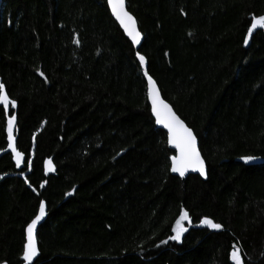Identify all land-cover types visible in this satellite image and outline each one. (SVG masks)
I'll return each instance as SVG.
<instances>
[{"label": "trees", "instance_id": "1", "mask_svg": "<svg viewBox=\"0 0 264 264\" xmlns=\"http://www.w3.org/2000/svg\"><path fill=\"white\" fill-rule=\"evenodd\" d=\"M127 3L148 75L199 139L208 178L170 171L175 152L107 0H3L0 83L16 108L0 104V151L15 112L25 155H0V264L23 263L41 200L34 264H234V244L242 264H264V29L244 43L264 0ZM181 208L222 227L183 221L170 240Z\"/></svg>", "mask_w": 264, "mask_h": 264}, {"label": "snow or ice", "instance_id": "2", "mask_svg": "<svg viewBox=\"0 0 264 264\" xmlns=\"http://www.w3.org/2000/svg\"><path fill=\"white\" fill-rule=\"evenodd\" d=\"M108 6L111 8L112 14L115 16L116 20L119 21L121 27L128 37L131 38L132 44L136 45L140 42V32L137 31L136 21L129 12L125 10V0H108ZM257 27L264 29V15H253L251 17V25L247 29L248 35L244 38V43H248L249 35L253 33L254 29ZM139 58L141 67L145 65V57L139 52L136 53ZM43 75V73H41ZM144 75L148 80L147 95L151 102V111L155 117L157 124L163 125L167 129L168 139L167 143L173 145L176 150V154L171 156L169 159L171 161L170 171L173 173H179L181 177L184 176L185 172L189 169L198 170L201 176L205 175V164L201 159L200 153L197 151L196 147V135L193 130L189 128L183 120H181L172 108L165 103L164 100L160 98V94L156 89L155 82L152 77L148 75L145 71ZM0 104H3L4 110L8 111L9 106L11 109L16 108V100H10L5 92L4 84L0 83ZM15 112L7 119V134H8V148L11 149L13 154V159L16 161L17 166H19L24 158V152L18 151L14 144L13 129H14ZM241 159L245 162H251L255 159L252 156H244ZM45 171L53 169L51 160L47 159L44 162ZM23 175V173H21ZM28 182L27 180L25 181ZM43 186V185H41ZM70 193H65L69 195ZM45 215V202L41 200L39 202L38 214L26 225V242L23 245V260L28 262V264H33V258L38 256V241L35 236V230L37 228L38 222L41 221L42 217ZM189 219L188 212L183 208L180 210V215L176 218L173 225L172 231L174 235L170 236V240H175L179 242L181 240L182 234L186 231L183 227V221ZM201 225H207L212 229H220L222 225L213 222L211 219L205 217L200 220ZM161 244L166 243V241H160ZM230 259L234 261V264H242L241 255L239 254V248L236 244L233 245V251L231 252Z\"/></svg>", "mask_w": 264, "mask_h": 264}, {"label": "water", "instance_id": "3", "mask_svg": "<svg viewBox=\"0 0 264 264\" xmlns=\"http://www.w3.org/2000/svg\"><path fill=\"white\" fill-rule=\"evenodd\" d=\"M2 1H3V0H0V6H1ZM107 3H108V0H107ZM109 9H110V11H111V8H110V7H109ZM125 10H126L127 12H129V14L132 15V17H133L134 20L136 21V28H137V31H139L140 34H141V36H140V42H139L138 44H136V45H133L134 48H135V50H136L137 52H139V51H140V48H141V46H142V44H143V41H144V36H143V33H142L141 30H140V27H139V23H138L137 18H136V17L134 16V14H132V13L129 11V9H128V3H127V0H125ZM111 14H112V11H111ZM112 16H113L114 19L116 20V18H115V16H114L113 14H112ZM116 22H117V23L119 24V26L121 27L119 21L116 20ZM121 29H122L123 32H124V29H123L122 27H121ZM259 29H261V28L257 27V29H254L253 33L249 35V38H251V37L254 35V33H255L256 31H258ZM124 33H125V32H124ZM125 35L127 36L126 33H125ZM127 38L131 41V38H130V37L127 36ZM131 43H132V41H131ZM139 53H140V52H139ZM140 54H141V53H140ZM141 55H142V54H141ZM144 57H145V56H144ZM147 69H148V61H147V59H146V57H145V65H144V67H143L144 72L147 71ZM149 76H150V75H149ZM152 79H153V81L155 82V86H156L157 91H158L159 94H160V98H161L162 100H164L165 103H167V104L172 108L173 112H175V114H176L181 120H183V119L180 117V115L176 112V110L174 109V107L172 106V104H171L170 102H168V101L163 97L162 92H161V90H160V87H159V85L157 84L156 80H155L153 77H152ZM146 80H147V77H146ZM147 85H148V80H147ZM5 92H6V94H7L6 88H5ZM7 95H8V94H7ZM149 103H150V106H151V102H150V100H149ZM153 116H154V115H153ZM154 118H155V117H154ZM183 121H184V120H183ZM184 123H185L189 128H191V127H190L185 121H184ZM156 124H157V123H156ZM157 126H158L159 128H161V129H163L164 131L167 132V129L164 128L163 125L157 124ZM191 129H192V128H191ZM192 130H193V129H192ZM193 132H194V131H193ZM15 134H16V120H14V129H13V137H14V141H13V142H14L15 146L17 147V143H16V135H15ZM167 134H168V133H167ZM194 134H195V133H194ZM195 135H196V134H195ZM169 146H170V148H171V149L175 152V154H176L175 147H174L173 145H170V144H169ZM196 147H197V151H198V152L200 153V155H201V159L204 161V164H205V175H204V176H201L198 170H192V169H189L188 171H186L183 177H181V176L179 175V173H173V172H172L174 175H176V176H178V177H180V178H186V177H188V176L191 175V174H196V175L201 176V178L204 179V180H206V179L208 178V168H207V164H206V161H205V159H204V157H203V155H202V152H201V150H200L199 139L197 138V136H196ZM17 150H18V149H17ZM4 153H12V151H11V149H9V148L7 147L5 150L0 151V155H2V154H4ZM175 154H174V155H175ZM252 157H253V156H252ZM50 160H51V164H52V166H53V169H52V170H49V171H45V174H46L47 176H49V175H53V174L56 173V166H55V164H54V162H53V160H52L51 158H50ZM240 162H242V163H244V164H246V165H255V164H259V163H261V162H262V159H261L260 157H255V159H254L253 161L248 162V163H245V162L240 158ZM44 202H45V201H44ZM38 211H39V210H38ZM37 214H38V213H37ZM46 218H47V207H46V203H45V215H44V217H42L41 221L38 222L37 228H36V230H35V236H36V239H37V232H38V229H39V227L45 222ZM187 222H189V224H190L191 226H194V227H196V228L206 227V226H207V225H201L200 222H199L198 224H196V225H192V224L190 223L189 220H187ZM37 241H38V239H37ZM39 256H40V250H39V246H38V256L33 258V264H34V262L39 258ZM22 261H23L22 264H28V262H25V261L23 260V256H22Z\"/></svg>", "mask_w": 264, "mask_h": 264}, {"label": "rangeland", "instance_id": "4", "mask_svg": "<svg viewBox=\"0 0 264 264\" xmlns=\"http://www.w3.org/2000/svg\"><path fill=\"white\" fill-rule=\"evenodd\" d=\"M183 227H184V225H183ZM185 228V227H184Z\"/></svg>", "mask_w": 264, "mask_h": 264}]
</instances>
